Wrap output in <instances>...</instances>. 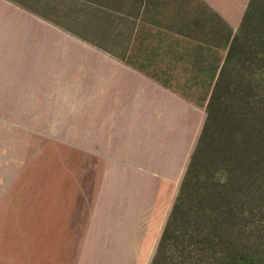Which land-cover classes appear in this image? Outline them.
<instances>
[{
  "label": "crops",
  "instance_id": "crops-1",
  "mask_svg": "<svg viewBox=\"0 0 264 264\" xmlns=\"http://www.w3.org/2000/svg\"><path fill=\"white\" fill-rule=\"evenodd\" d=\"M253 2L0 0V121L74 154L81 183L157 201L142 264Z\"/></svg>",
  "mask_w": 264,
  "mask_h": 264
},
{
  "label": "rangeland",
  "instance_id": "rangeland-1",
  "mask_svg": "<svg viewBox=\"0 0 264 264\" xmlns=\"http://www.w3.org/2000/svg\"><path fill=\"white\" fill-rule=\"evenodd\" d=\"M239 37V53L225 66L207 106L211 133L201 166L210 169L207 176L221 211L237 208L234 212L240 214L239 221L230 222L235 236L246 238L250 252L264 262V177L242 174L249 175L246 160L253 150L264 157V0H254ZM10 131L7 121H0V264H142L157 201L144 197L130 202L122 199L119 185H104L102 192L103 185L81 183L86 169L74 162V154L65 159L48 151L39 137ZM230 153L236 157L237 192L228 172L222 171L230 164ZM180 186L143 264H151L156 255ZM138 187L140 192L146 189ZM65 223L69 241L60 238ZM169 254L173 264H182L175 257L179 248ZM187 260L196 264L194 258Z\"/></svg>",
  "mask_w": 264,
  "mask_h": 264
},
{
  "label": "trees",
  "instance_id": "trees-1",
  "mask_svg": "<svg viewBox=\"0 0 264 264\" xmlns=\"http://www.w3.org/2000/svg\"><path fill=\"white\" fill-rule=\"evenodd\" d=\"M210 122L211 116L208 111L204 129L192 154L151 264H173L169 258L171 257L169 251L178 248L179 255L175 257H180L181 259H178L182 264L188 262L187 258H191V261L194 258L196 264H264L263 260L250 252L249 245L245 243L246 238L235 236L230 224H234L236 219L239 221L240 214L234 212L237 208L232 212L221 211L218 196L213 189V180L207 176L210 175V169L201 166L205 144L211 133ZM228 159L230 164L222 171L228 172V178L233 180L230 182L233 186L235 184L237 192L234 180H238L239 175L233 164L236 157L230 153ZM246 163V169L250 168L249 175L242 172L243 176L264 177V157L260 152L253 150Z\"/></svg>",
  "mask_w": 264,
  "mask_h": 264
}]
</instances>
